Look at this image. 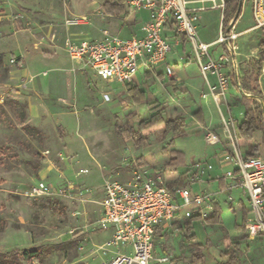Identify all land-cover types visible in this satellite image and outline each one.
<instances>
[{
	"label": "rangeland",
	"instance_id": "1",
	"mask_svg": "<svg viewBox=\"0 0 264 264\" xmlns=\"http://www.w3.org/2000/svg\"><path fill=\"white\" fill-rule=\"evenodd\" d=\"M101 3L102 0H0V258L14 250L36 251L30 259L16 254L9 264H104L100 248L110 233L97 228L96 223L105 181L126 182L134 170L150 168L162 178L168 174L166 182L176 191L186 188L185 178L178 183L177 176L163 171L170 135L162 136L160 122L180 118L185 133L195 125L201 131L203 139L190 133L189 138L175 140L174 145L182 147L186 154L183 163L188 165L202 159L211 148L204 142V133L211 131L218 145L226 148L229 144L223 119L230 121L231 114L237 123L242 119V96L228 97L220 105L214 103L219 116L216 132L204 126L202 93L201 98L187 95L184 84L154 68L139 79L138 87L147 99L136 103L127 93L136 81L128 86L104 82L93 71L72 63L64 49L72 33L95 37L104 29L117 31V27L116 31L109 29L118 25L98 9ZM241 3V15L231 30L241 33L235 41V58L242 90L249 91L248 78L256 76L263 83L260 74L264 29L250 28V1ZM221 15L219 9L199 14L194 26L200 41H213L219 36ZM80 16L86 18V24H66ZM221 47L210 49L213 58ZM184 50L193 55L190 44ZM43 52L52 59L40 56ZM18 58L19 64L9 62ZM187 58L197 64L192 56ZM168 59L172 62L177 55ZM251 100L260 106L264 130V100ZM141 122L151 124L147 142L136 148L126 131H137ZM116 124L120 134L115 131ZM257 144L259 150L250 152L249 147ZM239 146L242 153L264 160L261 133L252 143L240 142ZM139 156L147 157L148 162ZM185 167L179 166L177 172ZM39 174H44L42 180ZM39 181L53 190L72 184L76 194L82 192L81 199L56 195L24 198L22 193ZM233 208L229 203L231 212L224 213L218 225L198 219L186 233L164 226L166 229L154 236L151 263L157 264L160 257L168 256L172 264H264V239H251L246 231L250 221L248 206L244 207L245 216L236 215ZM182 213L181 209L171 222L178 221L182 226L188 218H181Z\"/></svg>",
	"mask_w": 264,
	"mask_h": 264
},
{
	"label": "built area",
	"instance_id": "2",
	"mask_svg": "<svg viewBox=\"0 0 264 264\" xmlns=\"http://www.w3.org/2000/svg\"><path fill=\"white\" fill-rule=\"evenodd\" d=\"M250 3L252 30L264 29V0H250ZM127 4L129 10L134 13L140 11L148 13V20L141 27V37L123 39L103 30L102 39L99 41L77 42L67 38L64 49L72 63L85 71L87 69L93 71L101 81L131 85L138 72L153 69L166 62L171 45L163 37V32L171 21L176 33L185 36L191 45L194 59L206 84V91L201 97L211 98L216 105L227 100L233 78L224 72V68L228 65L236 68L235 55L238 48L235 41L239 34H235L232 28L225 32L221 31L217 41L212 45H221L224 51L222 55L213 58L209 51L212 45H207L196 37L194 26L201 11L219 9L223 13L225 0H127ZM86 23L87 20L83 16L66 21V24L71 26ZM9 62L17 64L14 59ZM166 73L171 75L170 68L166 69ZM209 75L215 78V84L209 82L207 77ZM262 75L264 63L261 67ZM235 84L240 90L236 73ZM229 119L230 121L223 119V129L229 145L222 150L220 167H230L224 176L236 181L248 199L252 214L246 226L249 238L264 239V160L240 151L235 133L237 123L231 115ZM204 134L208 145H218L219 140L215 134L211 131ZM130 179L126 182L108 180L103 185L101 214L96 226L110 232L109 239L100 248L101 255L105 257L104 264H152L156 230L169 225L181 207L188 208L192 204H201L208 198V196L192 198L186 187L179 190V197L182 200V204L179 205L174 201L165 183L158 177L152 178L146 170L142 168L134 170ZM198 179V176H194L189 181L193 183ZM22 195L27 199L53 195L81 199L82 192L76 194L71 184L53 190L43 181H39L27 188ZM185 215L189 216L188 213ZM156 262L172 264L168 256L160 257Z\"/></svg>",
	"mask_w": 264,
	"mask_h": 264
},
{
	"label": "crops",
	"instance_id": "3",
	"mask_svg": "<svg viewBox=\"0 0 264 264\" xmlns=\"http://www.w3.org/2000/svg\"><path fill=\"white\" fill-rule=\"evenodd\" d=\"M102 3H103V0H102ZM99 6H98V9H99ZM199 6L200 5H194V7H199ZM99 10L103 13V11L101 9H99ZM123 10L124 11L121 14L119 13V15L103 13L105 15V17L107 18V20H114V22L118 25V26H114V27L111 26L109 28V29L113 28L112 29L113 31L117 30L114 33H111L106 29H104V30L108 31L111 35H116V36H119L120 38H123V39H128V38L133 37V36L141 37V35H142L141 27L148 20V17H149L148 13L145 11H140V12H135V13L130 11L128 8L127 0H125V2H124V9ZM206 11H210V10H206ZM202 12H204V11H201L198 13V17H199V14ZM250 14H251V5H250ZM240 15H241V12H240ZM240 15H239V17H240ZM239 17L237 19H235L236 20L235 23L237 22ZM251 17H252V15H251ZM221 18H222V15H221ZM235 23L233 24V26L235 25ZM114 28H116V30ZM250 28H253V26ZM122 30H125L124 34L120 33V31H122ZM102 31L103 30L99 31V33L96 34L95 37H93V35L85 34L84 32H80V33L75 32V33H72L71 36L68 38H71L72 40L77 41V42L78 41H92V40L93 41H95V40L99 41L102 39ZM220 31H221V27H220ZM235 34L241 35V33H237V32H235ZM163 35H164L163 37H165V39L171 45V52L168 54L166 62L164 63V65L163 64L158 65L157 67L154 68V70L162 72L164 75L168 76L169 79H171L175 82L180 81V83L184 84L185 90H187V92H186L187 95L195 96L196 98L200 97V94L206 91V84H205L203 77L200 73L198 65L195 62H193L190 58H187L188 56L189 57L192 56L194 58L193 55H191L190 53H186L184 50L185 46L189 45L190 43L187 41L185 36H182L181 34L176 33L173 22H171V21H169L168 24L166 25L165 30L163 32ZM217 39H218V37L213 41H206V42L201 41V42H203L207 45H212V44H215ZM215 46L216 45H212L211 48H213ZM211 48H209V49H211ZM219 51L220 52H219L218 56L223 54L224 48L221 47L219 49ZM210 54L213 57V51H211ZM171 55L172 56L177 55V59L170 62L168 58ZM236 55H237V53H236ZM236 55H235V57H236ZM40 56H42L46 59H52V56L48 53L43 52L42 55H40ZM236 61L237 60L235 58V62ZM263 63L264 62H262V65H263ZM179 64L181 66L180 68L178 66ZM167 68H170L171 75H168L166 73ZM224 72L228 73V75H230L233 78L232 82L230 84L229 90H228V93L230 95L229 96L227 95V98L229 97V99H230L233 96H242L243 97V95L240 92V90H242V87L240 90H238V87H236V84H235V73H236V76H238V78H239L240 86L242 84V76H240L241 74L239 71V63L236 62V68H235V66L230 67V65H228L227 67L224 68ZM146 73H149V72L140 71L137 73L136 78H135L136 83L133 82L135 84L132 85V88H127L128 94H130V92H132L129 90H133V89L136 90V92H140V87H138V83H141V82L139 79L141 78L142 75H144ZM207 77H208V80L211 84H215L216 80L214 77H212L210 75ZM260 77L263 80V83L258 81V87H259L260 92H261L262 97H263L262 100H264V90L262 88V84L264 85V75L261 76V74H260ZM119 85H121V84H119ZM121 86H127V85H121ZM242 92L247 94L248 96H253V94L250 91L242 90ZM195 97H193V98H195ZM201 99L202 100H201V105H200V111L202 113L203 120H205L204 126L207 129L215 130V128L219 126V116H218V113L216 111L215 104L211 100V98H208V99L201 98ZM250 99H252V98H250ZM231 116H232V114H231ZM242 117H243V115H242ZM197 126H198V124H197ZM192 128H194V129L190 130V131H189V129H187L188 131L186 130L187 132L186 133L184 132L185 135H183L181 138H189V137H191L189 135L191 133L194 136L200 135L203 139V135L201 134V131H199L196 128V125L193 126ZM205 144L207 146H209V148L210 147L211 148L209 150H207V152H205L204 157L202 159H200L196 162H193V161L190 162V164H192V163L196 164L194 167H188L190 165V164H188V165H185L186 167L181 172L176 171L175 173H171V174L177 176V178L179 179L178 183L181 182L182 179H184V178L186 179V181H185V179H184V181L187 183L186 187L189 189L192 198H194L196 196H208V198L206 200H204L201 204H192V206H190L188 208L187 207H181L180 210L182 209L183 213L181 214L180 217L181 218H183V217L189 218L192 214H200L202 217H205V216L210 215L214 208H218L220 210L221 217H222L224 213H228V215H229V212H231L228 209L229 203H230V206L235 207V208H233V211L236 212V215H240V216L244 212V207L248 206L249 216H250L249 220H251L252 214L250 211L248 199L245 196L244 192L240 189V187L236 181L230 180L224 176L225 172L230 170V167H222V168L220 167L219 161H220V156H221V153L223 150V145L219 144L216 146H211V145H208L206 142H205ZM225 147L227 148V146H225ZM181 148L182 147L178 148L177 145H174V147L172 149H169L167 151L166 157L164 158L165 163L168 162V159H169L168 152L170 150L181 152L185 156L186 154ZM139 157H142L143 160L145 158L146 162H148V160L146 159L147 157H143V156H139ZM142 169L146 170L152 178L158 177L164 183L167 184L166 179L169 178V177H167L168 174L164 175V178H165L164 179L158 175V173L156 172L155 169H150V168L149 169L142 168ZM194 176H198L199 179H198V181L192 183L189 180ZM39 178H40V180H42L44 178V174L43 175L39 174ZM172 181H175V180H172ZM72 186L74 188V185H72ZM166 187H168V189L170 190V192L174 198V201L177 204L181 205L182 200L179 197V190L180 189H178V191H176L175 189H177V188H173V186H171L169 184H167ZM171 188L173 190H175V192H174L175 195H173V192H172L173 190H171ZM102 198H103V190H102ZM102 198H101V200H102ZM237 209H239V210L237 211ZM186 213H188L189 216H186L185 215ZM100 214H101V207H100ZM246 214H247V212H246ZM221 221H222V218H221ZM171 223L172 222L170 221L169 226L171 225ZM165 229L166 228H164V227L158 228L157 233H155V234L158 235L160 232H163Z\"/></svg>",
	"mask_w": 264,
	"mask_h": 264
},
{
	"label": "trees",
	"instance_id": "4",
	"mask_svg": "<svg viewBox=\"0 0 264 264\" xmlns=\"http://www.w3.org/2000/svg\"><path fill=\"white\" fill-rule=\"evenodd\" d=\"M242 0H225V7L222 13L221 20V31L225 32L228 29V22L234 17L238 12L239 4ZM124 2L125 0H103V3L99 6V9L106 14L119 15L124 10ZM241 8L238 14L240 15ZM264 44V43H263ZM21 62L20 59H17V64ZM260 70V65L258 67V71ZM249 91L253 94L254 97L259 99H263L260 89L258 87V79L256 76L253 78L247 79ZM130 97L136 102H142L147 99L145 94L142 92H136V90H129ZM240 104L244 107V113L241 121L236 124V138L237 142H246L252 143L255 136L258 133H261L262 140L264 141V130H263V122H262V113L260 106L251 99L242 98L240 100ZM150 122H141L137 131L130 129L126 131L128 133V137H130L133 145L136 148H142L147 142V132L150 129ZM160 128L162 131V136L166 137L170 135V140L166 143L165 149H172L174 147L175 140L182 137L184 135L185 124L180 118H173L168 120H163L160 122ZM115 131L117 134H120L118 131L117 124L115 125ZM260 148L259 144L252 145L249 147L250 152H256ZM247 154V153H245ZM168 162L165 163L163 171L169 173H175L179 166H185L184 155L181 152H177L174 150H170L168 152ZM245 216V212H243ZM221 212L218 208H214L212 213L208 216L202 217L200 214H192L187 221H182V226L178 221H173L171 226L173 229H181L184 233L188 232L191 229V224L193 221L198 220L208 225H218L221 223ZM158 230V229H157ZM156 230V233H157ZM193 239V237L191 238ZM36 251L35 250H23L22 252H18L14 250L12 252H7L2 255L0 258V262L9 264L11 263V258L15 257L16 254H21V256L25 259H30L34 257Z\"/></svg>",
	"mask_w": 264,
	"mask_h": 264
},
{
	"label": "water",
	"instance_id": "5",
	"mask_svg": "<svg viewBox=\"0 0 264 264\" xmlns=\"http://www.w3.org/2000/svg\"><path fill=\"white\" fill-rule=\"evenodd\" d=\"M241 4H242V3L240 2L239 7H238V12H237V14L235 15L233 21L231 22V24H230V26L228 27L227 30H230V29L232 28L234 22L236 21L235 19L238 18V14H239V11H240V8H241ZM241 92H242V91H241ZM242 94H243V93H242ZM243 97H245V98H254V96H247V95H245V94H243Z\"/></svg>",
	"mask_w": 264,
	"mask_h": 264
}]
</instances>
